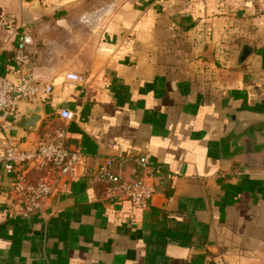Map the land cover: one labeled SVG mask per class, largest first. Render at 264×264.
Instances as JSON below:
<instances>
[{"label":"crops","instance_id":"0c3cea01","mask_svg":"<svg viewBox=\"0 0 264 264\" xmlns=\"http://www.w3.org/2000/svg\"><path fill=\"white\" fill-rule=\"evenodd\" d=\"M23 34L36 63L23 72L52 90L36 101L35 130L0 124V264H191L197 254L203 264H264L256 0H0V75L14 81ZM69 72L82 78L68 81ZM60 125L83 164L43 215H22L5 149ZM137 153L160 167L147 207L107 199L96 174L108 157Z\"/></svg>","mask_w":264,"mask_h":264},{"label":"built area","instance_id":"2783aa9c","mask_svg":"<svg viewBox=\"0 0 264 264\" xmlns=\"http://www.w3.org/2000/svg\"><path fill=\"white\" fill-rule=\"evenodd\" d=\"M256 1L264 18V0ZM31 42V36L23 34L15 47L13 59L21 71L18 80L0 75V124L8 118H14L20 103L36 102L51 93L50 85L35 82L29 73L23 72L36 64L27 51V45ZM81 78L74 72L65 75L68 81ZM71 116L69 110L60 112L63 119H70ZM66 138L67 130L64 125H60L45 132L35 145L26 149H19L14 144L7 145L3 159L6 171L13 177L10 198L12 202L20 204V214L43 215L44 205L55 187L75 178L74 168L83 164L85 153L80 148L69 149ZM119 157L131 162V176H124L123 166L115 167L112 158L108 157L96 171L104 196L110 200H129L135 207H147L156 192L152 177L159 172L160 167L143 153ZM30 169L42 171L44 176L34 180L29 176Z\"/></svg>","mask_w":264,"mask_h":264},{"label":"water","instance_id":"95a60500","mask_svg":"<svg viewBox=\"0 0 264 264\" xmlns=\"http://www.w3.org/2000/svg\"><path fill=\"white\" fill-rule=\"evenodd\" d=\"M43 116L42 105L37 102L20 103L14 114V123L24 129L35 130Z\"/></svg>","mask_w":264,"mask_h":264},{"label":"trees","instance_id":"16d2710c","mask_svg":"<svg viewBox=\"0 0 264 264\" xmlns=\"http://www.w3.org/2000/svg\"><path fill=\"white\" fill-rule=\"evenodd\" d=\"M112 160L114 161V166L115 167H119L120 165L124 166L126 164V162H129L131 164L130 161H127V159L125 158H121V157H111ZM203 260H204V255L203 254H197L191 264H203Z\"/></svg>","mask_w":264,"mask_h":264}]
</instances>
